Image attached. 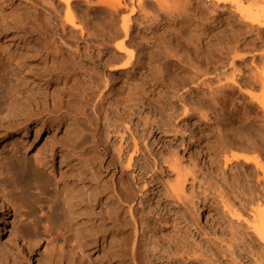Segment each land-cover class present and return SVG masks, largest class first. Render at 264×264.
Instances as JSON below:
<instances>
[{"label":"bare ground","instance_id":"6f19581e","mask_svg":"<svg viewBox=\"0 0 264 264\" xmlns=\"http://www.w3.org/2000/svg\"><path fill=\"white\" fill-rule=\"evenodd\" d=\"M49 1L27 0L24 2L25 6L29 5V6L34 7L35 5H38L39 3L42 6V8L43 7L45 8L47 16L45 18L41 17V19L44 18V20L40 24H39L40 21L37 24H34L33 22H31V15H29L28 12H26L25 10H23L22 12L20 11L16 15V21L18 22V24L23 25L24 28H26V32H28L29 34L35 33L38 30H40V32H38V35L35 38L37 41L34 40L35 42H38L40 44L36 48H34L35 47L34 45L33 49H31L32 47H30L29 52L26 51V54L28 52L30 56L34 57V56H38L39 53L40 55H42L41 53L45 52L46 53L45 56H47V58L51 56L55 58V60H58L60 53H59V50L57 49L59 46V45L57 46V42L56 44L55 42L52 43L54 41L52 40L50 45L53 44L57 47H54L52 49H47L48 42L52 39V37L51 38L49 37L50 38L49 40V39H45L43 36L44 35L47 36L49 34V35H56V37L58 36L57 38L59 40V43L61 44L60 46H62L61 48L63 47L66 48V50H68L69 53H71L74 57L77 55L79 57L89 56L90 58L91 56L93 57V55L95 56L94 49L96 45L94 46V44H92L93 40L91 42V39L89 37H86V35L84 34L85 31L83 30V28L79 26L80 24L77 23V20L79 17L78 6L81 3V1L80 0H54L57 3L56 7L51 4L53 3V1L52 2H49ZM85 1L87 2L88 0H85ZM89 1L88 2L91 3V0ZM122 1L123 0H99V3H101L103 8H105V11L109 15L112 16L114 15V13L116 15V13H118L119 10H121V8L125 6L127 8V5H125V3H123ZM219 1H223V0H216V2H219ZM145 2L146 1H144V3ZM142 3H143L142 0H137V6H140L138 9L142 7ZM166 5L167 3H165V6ZM133 9L134 7L130 9V12H133ZM180 11L181 9L179 10V12ZM184 11L186 12L185 9ZM139 12H141V10ZM146 12L147 11L145 12L142 11L141 13L144 15V13ZM185 12L176 13V14L182 15L183 21L182 20L181 21L183 23L180 21L182 23L181 26L179 27L176 26L177 28L174 29L175 31L173 30L175 32L174 36L175 34H177L176 37L181 38L182 41L179 38L174 37L175 39H179L181 42L174 40V42L175 41L176 42L175 43L173 42L174 43L173 44L174 48L172 50L173 54L170 56L175 58L173 61L179 62L178 67H181V68H178V69L189 70V68L190 69L194 68L197 71L199 68H201L202 65L199 63L200 65H198L199 67L197 69V66H194L197 62L196 60H195L196 62H194L195 64L193 65L192 59L191 57H189L188 52L187 53L185 52L187 51V49L184 50L185 49L184 48L182 52H177L178 51L177 48H183V46L185 45L195 49L196 45H195L194 39L200 42L204 40L202 39L203 33L196 32L194 34L190 32V30L188 29L189 27L187 26V22L191 19V17L188 15L189 13L186 14ZM170 13L171 15L173 14V12H170ZM0 17L1 19L3 18L2 15H0ZM114 17H116L115 18L116 20L117 16H114ZM114 17H111V18H114ZM175 17H178V15L177 16L175 15ZM148 18L150 19V17ZM244 18L246 19V21L248 20L249 23L251 22L252 25L256 24L260 27L261 26L264 27V18L255 19L247 15ZM198 19L200 18L198 17ZM119 20L121 21L120 30L116 31L115 34L122 36V39L121 41L115 44L114 53H112L111 51V54L114 55L116 59L120 58V59H124V61L120 63L118 67H115V70L127 69V68L130 69V67L132 68L141 67L142 63L135 59L136 56L133 53V51L135 50L132 51L128 47L129 43H133V37L130 36V33L132 32L130 31V28H132V26L130 27L129 17L123 16ZM110 21L112 20L110 19ZM178 22L179 20L177 21V24ZM200 24L202 25V23ZM2 25H0V29L3 28ZM196 25L198 26L197 23ZM173 28L171 27V29ZM201 30L203 29L201 28ZM114 31L112 33H114ZM173 31H171V33ZM206 34H204V36ZM89 35L91 36L92 34H89ZM134 35L136 34L134 33ZM102 37H101V41H104L103 40L104 37L103 38ZM191 37H194V39H191ZM108 38H111V37L108 36ZM82 39L85 40V43L82 46V50H81V47H79V41L81 42ZM46 40H49V41H46ZM110 40L107 39L106 42L109 41L111 43ZM165 41H164V44H167L168 40L166 42ZM90 42L92 45L90 44ZM162 42H159V43H161L162 45ZM110 43H109V46L106 43L104 44L106 46V50L111 48ZM155 47L157 48V46ZM171 47L172 46H170V48ZM161 49H164V48H161ZM167 49L169 50V46L165 48V50ZM194 49H193V52H195ZM169 51H165V52L168 53ZM199 51H202V50L200 49L198 50V52ZM162 52L163 51H159L158 54H161ZM109 54H110V51H109ZM206 55L208 56V54ZM148 56L150 55H147V57ZM106 57H109V56H106ZM38 58H41V57L39 56ZM150 58L152 59L153 57H150ZM199 59L201 61V59L203 58L200 57ZM170 60H172V58H170ZM204 60L202 61V63L204 62ZM146 61H148V59ZM167 62L170 63L169 61ZM207 62L209 61H206V63ZM147 63L149 62H146V64ZM157 63H154V64L157 65ZM96 64H97L96 66L101 67L102 61L100 62V60H98ZM172 65H174L172 66L173 68L177 64H172ZM60 66L45 65L43 67L41 65V67L39 66L37 68V71L38 70H40L41 72L45 71V72L50 73V75L52 73H55V75L58 74L59 76H64L65 82L61 80L63 83H61L60 86L61 85L62 86L59 87V89L56 88L58 89L62 97L66 96L65 97L66 99H64L63 97L61 100L67 101L69 103L70 101H74V103L78 102V103H81L83 107L90 108V110L92 111L93 119L92 117L91 118L88 117L86 121L87 122L95 121L96 125L101 126V128L100 127L96 128V131L92 132V134L90 135L91 145L88 144L84 146L81 152L75 153V151L73 150L81 146L85 142V139H87L88 137V135H83L81 137L80 135L81 133L80 134L78 133L79 124L76 123L74 125L73 123L72 124L70 123L71 127L70 126L68 127H70L72 131L68 134L64 133V135L58 136L56 133H54V131L50 130V125L48 123L49 117L46 119L44 118L45 120L43 122H40V123L38 122L39 118L41 119L39 115L43 112L42 109H41V112H37V113L35 112L36 114L35 113L32 114L31 113L32 111L31 112L26 111L28 107L26 109L25 106L26 104L30 103L29 101L27 102V100L22 103L19 102L20 104H18V106L17 105L15 106L16 103H14L13 101L15 98L13 97L14 99L12 100L11 104H9L5 109H0L1 116L7 117L8 115H11V113H14L15 114L14 116L17 117L20 115V117H22L21 120L13 124L14 127H11L13 130L11 131L13 132V134L11 135L10 137L11 140L9 141V144L11 145V147L7 151L17 153L19 150H22V149L25 150L29 148L27 136L30 133H32L31 128L33 124L39 123L38 125L39 127L36 128L34 132L35 137H39L44 132H48V136L46 139L47 141L45 140L46 142L43 143L46 146V149L42 153L41 152L39 153L38 151L34 152L33 154L34 161L28 160L27 154H24L18 163L14 160H10L9 164L5 166L6 168L4 172L5 174L0 179V192H2L3 199L5 201H8V193L12 191L17 192L19 194H26V198L28 199L32 198L33 200V205L31 207V210L36 209L40 214H44L46 212L45 208L50 209L52 207V203L54 202L55 198L53 199L45 195H44L45 197H43L41 196V194L49 190L48 187L51 185V181H50L51 177L52 175L54 176L56 175V177L54 178V183L56 186H60L61 191L64 192L62 197H63L64 205L68 209V212H67L68 213L67 214L68 224L71 227V229L73 228L75 230L74 235H76L75 236L76 238L74 240L71 239L72 237L67 238L68 236L67 237L63 236L62 238L63 241L61 240L57 242L59 244L56 247V249H58L57 252L54 251L53 253H51L49 257L45 260V262H42L40 264H97L95 260L91 259L92 261L91 260L89 261L87 259V254L84 251L85 249H83V245H87L85 248L89 247V244H85L87 242V238H89L91 234L92 235L98 234L97 232H94L91 230H89L91 232L90 235L87 234V232L86 234L83 233L85 231V228L83 226L84 220L86 219L88 221L89 220L92 221L97 218L101 219L103 223L106 222L107 224L105 225L109 224L108 227H106L105 225H102L101 227H103V229L100 227L101 229H98V230H100L102 233H105L106 231L107 233L106 235H108L109 233L111 234L110 239L108 240V242H106L107 247L102 252L98 264H117L115 262H119V261L122 262V264H124L123 262L127 260V257L131 259V262H132L131 264H179L180 262H183V264H264V184H261L264 181L263 161L261 163L259 158H257L256 156H249L241 152H236L232 150L233 148H238V149H243V150L245 149L253 150L255 149L257 145L264 144V71H263L264 69L262 67L261 68L263 70L249 74L248 78L246 77V79L244 80V83L246 81V83H248L252 88L258 84L260 88V93L258 95H254L251 91L245 90L246 94L248 95L250 99L249 100L250 102L246 104L249 108L245 106L246 107L245 110L249 109L250 111L248 112H252V116L249 115L251 113L248 114V112L244 113V116H243V113L241 112L243 117L241 118L242 121L239 124L244 130L257 136L256 138L254 137L252 138L251 136L244 138V136L239 132H237L236 134L233 133L235 134V136H230V130L232 129L230 120L235 118L240 113H238L237 107H232V109H229L226 107L227 106L226 104H228L229 97H227L226 94L224 93H225V89L227 88L229 89V93L230 92L233 94L235 93V90H233L234 87H232V85L236 84L235 78L232 77L228 80V82H230L232 85L230 83L228 84L227 82V84L229 85L228 86L225 82H222L220 83V85L216 86L215 88L209 91L212 100H215L216 95L220 96V99L222 101V112L227 117L225 119L229 121L224 120L223 125L220 127L219 129L220 138H219V142L216 144V147H215L216 153L220 154L224 161V165H223L224 167L222 169V184H219L218 188L213 191V193L216 195L218 199L217 203L220 205V216L219 218L214 220V223L217 225L219 229V236L217 238H214L212 236L213 237L212 241H211L212 238L211 239L208 238L207 241L208 242L211 241L209 242L211 246L207 244L205 246V249H203V247L200 246L199 243L194 242L192 243L193 245L189 246L188 244L187 246L186 243L185 244L183 243V241L179 242V240L175 238V236L171 235L172 232L170 233V230L169 232L166 233L167 234L166 237H169L170 240L168 241L166 240V242H161V240L159 239L160 235H158V233L155 232V230H153V232L150 235H147V231L151 230L153 228L152 226L154 225L153 224L151 228L149 227V222L151 221L150 219L152 218V217L149 218L150 217L149 215L152 213L153 215L155 214L159 215L158 217H154V220L155 222L158 223V225L162 223L163 221L167 223V222H170V220H172L169 223L170 224L169 226L174 228L176 225L174 223H179L177 221L176 222L173 221V220H176L175 216L172 218L173 214L177 213V211L182 210L180 212V215L182 214L181 216L183 217V219H187L186 217H188L189 215L190 222L192 221L194 223L196 222V219H195L196 216H198L199 214V209L205 208L208 206L207 205L209 202L208 194L204 193L202 197H195V199H192L193 195L190 193L187 194L186 191L184 190L185 182L189 180L188 177H190L191 182H193L194 179L196 178V174H195L196 170H193V169L189 170L186 167L177 165L171 153L164 151L166 152V155H165L164 153H162L163 151L161 152L160 150H158L159 148L158 149L155 148L157 143L159 142L163 143V140L161 139V137L157 138L156 144H154V140H152L149 143L150 140L148 139V137L150 136L149 138H151L157 132L165 133V132H171V131L175 132L178 130L171 126V122L169 120L165 122H159V121H154L151 118L148 119L147 117L141 115L142 113L141 106H143L142 103H144L143 89L141 92V88H143L141 87L142 84H139L136 82L127 83V81L125 82L123 80L120 82V86L118 88L111 89L109 93L106 94V92L110 89L109 82L111 80L110 74L112 72H97V71L87 72L88 76H86V78L83 79L79 76L78 74L79 72H62L65 69L67 70V67L62 68ZM153 67L155 68V66ZM204 67L202 68L204 69ZM145 68L146 70L144 72H154L155 73V71L151 69L152 67L145 66ZM206 69H204L205 73L207 72ZM0 70H3V68H1ZM56 70H58L59 72H57ZM53 71H56V72H53ZM233 72H236V69ZM237 72H239L238 69H237ZM157 73L155 75H157ZM202 73L204 74V72ZM53 75L54 74H52V76ZM139 77L141 78V75ZM40 78L42 77L40 76ZM192 78L195 79V77H192ZM138 79L139 78H137L136 81ZM142 80H145V79H142ZM146 81L149 82L148 80ZM16 83H18V81ZM20 83L22 84V82ZM30 84L36 85L33 79L32 80L26 79L25 84H23L24 86L21 85L23 86L21 89L25 90L26 92L29 91L32 88V87H28ZM51 84H55V83L53 82ZM15 86L17 87L18 85H15ZM38 88L47 89L46 87L42 88L41 86H39ZM12 90L14 89L12 88ZM55 90L53 91L55 92ZM14 91H16L18 95L22 94L21 93L22 91L20 92L19 89L14 90ZM1 93L3 92L0 90V94ZM111 93L113 94L114 98L113 99L110 98L111 100L108 101V105H109L108 107L107 105L106 107H103V100L109 97V94ZM41 94L43 95V93ZM60 94H57V95H60ZM46 95L47 94H45V96ZM239 95L243 99L245 98V94L240 93ZM29 97L31 98L33 96H29ZM47 97L49 96L47 95ZM33 99L36 102V98L33 97ZM181 100H182L181 101L182 102L181 114L187 115L189 111L185 105L187 103L185 102L184 99H181ZM1 101H0V105H1ZM40 104H39V107L40 106L42 108L46 107ZM34 105H38V104L36 103ZM53 106L55 105L53 104ZM57 106H60V105H57ZM67 107L71 108L73 106L67 105ZM52 108L55 109V107H52ZM56 109L58 111V107ZM48 110L44 109L45 112H47ZM68 110L70 109L68 108ZM260 112H262V115L260 114ZM72 114L75 117V114L74 113ZM68 115H71V114L68 113ZM56 117H57L56 119L54 118L55 122H58L57 124H59L60 120L63 119L64 115L62 116L58 114ZM10 119L12 120V118H9L7 119V121ZM7 124H9V122ZM17 131H20V132L18 133ZM112 136L118 139L117 141L118 144H113V145L111 144L112 146L111 147L109 143L111 142ZM13 138L16 139V141H13ZM154 139L156 140V137H154ZM61 148H65L66 151H63V149ZM110 148L112 149V151H110ZM107 155H110V158L109 160H107V163L103 165L105 161V157H107ZM233 161L242 167H244L247 164H252L254 168H252L251 171H250L251 168L247 171H244L245 173L242 171L243 172L242 174L240 173V170H239L233 173V176L230 177L229 173L227 174L228 172L227 165L230 163H232L230 165H233L234 164ZM241 161H243L244 163H241ZM97 162L99 166H96ZM118 166L120 167L119 169L120 175L118 178V182L116 184L113 179V175H114V172H116V169ZM40 167L44 168L48 174H44L43 170H41ZM90 168L92 169V171ZM111 169L113 171L111 172V175L109 178L108 173H110ZM172 171L175 172L174 182H170L168 181V179H164V176H166L168 173H171ZM133 172L135 173L133 174ZM259 172L261 175H259ZM229 178L231 180H229ZM239 186H241V188ZM132 187H135L134 192L132 191ZM32 188L37 191L31 190ZM7 190L8 192H6ZM149 191H152L154 193V197H157L156 201L158 203H156V205H154L153 207H152V203L149 204L147 209H146V206H143L142 208H139V209L135 208L136 210L134 213L133 211L134 209L131 203L138 198L146 200V196H143V194H146ZM56 196L58 195L56 194ZM90 201L94 203L90 204ZM83 202H87V203L84 204ZM154 202H155V199H154ZM23 207H24V204L20 201L19 208H23ZM145 210H147L146 213H144ZM23 215L24 214H21V216ZM35 217L36 218L34 220H36L37 222L41 220L40 215L39 216L37 215ZM43 222L44 224H42ZM43 222L40 223L39 225L44 227L42 231V235L46 237L45 240L53 241L59 237L58 233H61L62 231L63 233H65V230H63V228L65 227L63 226V224L59 223L57 224L59 226L56 227L55 224H53L54 222L52 223L51 221H47L48 223L46 222V224H45V221ZM117 225H120L121 229H119L118 233H113L114 230L112 228ZM129 225L130 226L132 225V229L129 227ZM34 226L36 228V225ZM90 228L92 227L90 226ZM129 228L131 230H129ZM195 230L199 232L197 228H195ZM32 236L30 234L29 236L28 235L26 236L24 234L20 235L21 243L24 246L28 247V249L32 245H35L34 244L35 242H37L36 239ZM48 237L49 239H47ZM83 237H87V238H85V240H82ZM130 238H131V246L129 245ZM190 238H192L191 235H190ZM180 239H182V237ZM138 240L140 242H138ZM94 243L95 242H93V247L91 246L93 248L92 249L93 251L95 250V246L98 245L97 249H99V246H100L99 244L95 245ZM65 244L69 246L68 249L64 246ZM212 245H214L215 247H213ZM216 252H218V254Z\"/></svg>","mask_w":264,"mask_h":264},{"label":"rangeland","instance_id":"374dc122","mask_svg":"<svg viewBox=\"0 0 264 264\" xmlns=\"http://www.w3.org/2000/svg\"><path fill=\"white\" fill-rule=\"evenodd\" d=\"M25 1L27 0H0V15L3 16L2 19L0 17V25L3 24L2 25L3 28L0 29V32H1L0 33V69L3 68V70H0V82H1L0 90L3 92L0 94V99L2 100V101L0 100L1 101L0 109H5L9 104L12 103V100L14 98L16 99V100L15 99L13 100L14 103H16L15 106L16 105L18 106V104L27 100V102L29 101L30 103L26 104L25 108L27 109L28 107V109L27 110L25 109V110L27 112L32 111L31 113L34 114L35 112L36 113L41 112V109H42L43 112L39 115L41 119L39 118L38 122L39 123L43 122L46 118L49 117L48 123L50 125V130L54 131V133H56L58 136L64 135V133L65 134L70 133L72 131L70 128L71 124L73 123L75 125L76 123H78L79 124L78 127L80 129V130L78 129V133L79 134L81 133L80 134L81 137L83 135H88L87 139H85V142L81 146L73 150L75 151V153L76 152L79 153L82 151L84 146L88 144L91 145L90 135L92 134V132L96 131V128L98 127L101 128V126L96 125L95 121L93 122L86 121L88 117L90 118L92 117V111L90 110V108L83 107V105L78 102L74 103V101H70L69 103L67 101L61 100L63 97L64 99H66L65 98L66 96L62 97V95L58 91L59 87L62 86V85L60 86V84L65 82L64 76H59L58 74L55 75V73H52L54 74L52 76V74L50 75V73L48 72L44 71L45 72L44 73V72H41L40 70L37 71V68L39 66L41 67V65L43 67L45 65L47 66H50V65L60 66L61 65L60 67L62 68L67 67V70L65 69L62 72H79L78 73L79 76L83 79L86 78V76H88L87 72H96V71L97 72H112L110 74L111 80L109 82L110 89L106 92V94H108L111 89L118 88L120 86V82L123 80L125 82L127 81V83L136 82V83L142 84L141 87L143 88H141V92L143 89L144 103L141 102L143 105L141 106V112H142L141 115L147 117L148 119L151 118L152 120L159 121V122H165L169 120L171 122V126L178 130L175 132L171 131V132H165V133L157 132L155 134L156 136L154 135L151 138H149L150 136L148 137V139L150 140L149 143L152 140H154V144H156L157 138L161 137V139L163 140V143L161 142L157 143L155 148L157 149L159 148L158 150H160L161 152L163 151L162 153H164L165 155H166V152L164 151L171 153L177 165L186 167L189 170L190 169L196 170V173H195L196 178L194 179L193 182H191L190 177H188L189 180L185 182L184 190L186 191L187 194L190 193L193 195L192 199H195V197H202L203 194L206 193L208 194V200H209L207 207L199 209V214L198 216H196L195 218L196 222L194 223L192 221L190 222L189 215L188 217H186L187 219H183V217L181 216L182 214L180 215V212L182 210L177 211L178 214L177 213L173 214L172 218L174 216L176 218V220H173V221L179 222V223H174L176 224L174 228L169 226L170 225L169 223L172 220H170V222H167V223L163 221L162 223L158 225V223L155 222L154 217H158L159 215L158 214L153 215V213L150 214L149 218L151 217L152 218L150 219L151 223L149 222V227L151 228V226L153 224L154 225L152 226L153 227L151 229L152 231L146 229L148 230L147 235H150L153 232V230H155V232H157L158 235H160L159 239L161 240V242H166V240L167 241L170 240L169 237H166L167 235L166 233L169 232L170 230V233L172 232L171 235L175 236V238H177L179 242L183 241V243L184 244L186 243L187 246L188 244L189 246L193 245L192 243L194 242L199 243L200 246H202L203 249H205V246L213 240V237L217 238L219 236V229L217 225L214 223V220L219 218L220 216V205L217 203L218 199L216 195L213 193V191L218 188L219 184H222V169L224 167L223 166L224 161L221 155L216 153L215 147H216V144L219 142L220 127L223 125L224 120L229 121L225 119L227 117L222 112V101L220 99V96L213 95L215 96V100H212L209 91L215 88L216 86L220 85V83L222 82H225L227 84L228 80L234 77L236 84L232 85L230 82H228V84L230 83L232 87H234L233 90H235V93L234 94L231 92L229 93L228 88L225 89V93H224L226 94L227 97H229L228 104H226L227 105L226 107L229 109H232V107H237L238 113H240L235 118L230 120L231 127H232V129L230 130V136H235V134L239 132L244 136V138L248 136H251L252 138L257 137L253 135L252 133L244 130L239 124L242 121L241 118L244 116V113L250 111L249 109L245 110L246 107L249 108L246 104L250 102L249 101L250 99L248 95L246 94L245 90L251 91L254 95H258L260 93V88L258 84L252 88L248 83H246V81L244 83V80L246 79V77L248 78L249 74L253 72H257V71L259 72L264 69V27L263 26L260 27L256 24L252 25V23L251 22L249 23L248 20L246 21L244 17L247 15L255 19L264 18V0H238V1L237 0H223L219 2H216V0H164V1L161 0V2L160 0H142L143 2L142 7H141L142 9L141 8L138 9L140 6H137V0H123L122 2L125 3V5H127V8L126 6L121 8V10H119V12L116 13V15L114 13V15L112 16L109 15L105 11V8H103L102 4L99 3V0H91V3H89L90 2L89 0H88L89 2L88 1L86 2L85 0H80L81 3L78 6L79 17H78L77 23H79L80 24L79 26L83 28V30L85 31L83 32L86 35V37H89L91 39V42L93 40L94 43L92 42V44H94V46L96 45L94 49L95 56L93 55V57L91 56L90 58L89 56L79 57L77 55L74 57L71 53H69L68 50H66V48L64 47L61 48L62 46H60L61 44L59 43V40L57 38L58 36L56 37V35H49V34L47 36L44 35L43 37L45 39L50 40V38L52 37L50 41L46 40V41H49L47 49H52L59 45L57 48L60 53L58 60H55V58L51 56L47 58V56H45L46 54L45 52L41 53L42 55H40L39 53L38 56H34V57L28 54L30 47H32L31 49H33L34 45H35L34 48H36L40 44L38 42H35L37 41L35 38L38 35V32H40V30H38L35 33L29 34L28 32H26V28H24L23 25L18 24V22L16 21V15L20 11L22 12L23 10H25L26 12H28L29 15H31V22H33L34 24H37L40 21L39 22L40 24L44 20V18L47 16V14H46L45 8L44 7L42 8V6L39 3L38 5H35L34 7L29 6V5L25 6V3H24ZM46 1H49V0H46ZM52 1L53 3L51 4L56 7L57 6L56 1L50 0L49 2H52ZM144 1L146 2L144 3ZM165 3H167L166 6L168 5L169 6L166 7ZM132 7H134L133 12H130V9ZM180 9L181 11L179 12ZM184 9L186 10V12L184 11ZM140 10L141 12L147 11L146 12L147 14L144 13V15L146 14L144 16L141 12H139ZM170 12H173V14L175 13L174 16L173 14L171 15ZM183 12H185L186 14L189 13L188 15L191 17V19L187 22V26L189 27L188 29L190 30V32L194 34L196 32L203 33L202 39L204 40L200 42V41L195 40L194 37H191V39H194V42L196 45L195 49L185 45L186 47L183 46V48H177L178 50L177 52H182L184 48H185L184 50L187 49V51L185 52L186 53L188 52L189 57H191L192 59L193 65L195 64L194 62L197 61L194 66H197V69L199 67L198 65L200 64L202 65L201 68L205 66L207 68L206 69L204 67V69H206L207 71L206 73L203 68L202 69L199 68L198 69L199 72L198 70L196 71L194 68H191V69L189 68V70L178 69V68H181V67H178L179 62L173 61L175 58L170 56L173 54L172 53V50L174 48L173 44L176 41H180V40L182 41L181 38L176 37L177 34H175L174 36V33H175L174 29L181 26V24L183 23L182 15H179L176 13H183ZM175 15L176 16L178 15V17H175ZM110 16L111 17L117 16V19L115 20L116 17L111 18ZM123 16L129 17L130 27L132 26V28H130V31H132L130 33V36L133 37V43H129V45L131 44L132 46L133 45L134 46L132 47L131 45L130 46L128 45V47L132 51L135 50L133 51L134 55L136 56L135 59L141 62L143 67L142 66L136 67V68L130 67V69L127 68V69L115 70V67H118V65L124 61V59H120V58L116 59V57H114V55L111 54V51L112 53H114L115 44L121 41L122 39V36L116 35L115 32L120 30L121 21L119 19H121V17ZM41 17H44V18L41 19ZM148 17H150V19L152 20H150ZM198 17L200 19H198ZM109 18L112 21H110ZM177 19L179 20L178 24H177V21H178ZM197 19L200 21V23H202V25L199 23ZM196 23L198 24V26L196 25ZM192 26L194 27V29ZM171 27L172 28L175 27V28L171 29ZM201 28L203 30H201ZM113 31L114 33H112ZM171 31H173L172 32L173 34L171 33ZM86 32L87 33L90 32L89 34H92V35L90 36ZM134 33L136 35H134ZM204 34H206L207 37L206 35L204 36ZM108 36L111 38H108ZM169 36L171 39L169 38ZM101 37L103 38L105 42L101 41ZM106 37L108 40L112 39L110 40L111 43L109 41L106 42L107 40ZM174 37L179 38L180 40L175 39ZM165 39L166 41L168 40V43H167L168 45L164 44ZM52 40L54 41L52 42ZM174 40L176 41L174 42ZM51 42L52 43L55 42V44L57 42V46L53 44H51L52 45L51 46L50 45ZM108 42L110 43V47H111L109 48L110 50L109 49L106 50V46L104 45L106 43L109 46ZM159 42H162V45ZM84 43H85L84 39H82L81 42L79 41V47H81V50H82V46L84 45ZM166 45L169 46L170 51L168 49L165 50V48L167 47ZM155 46H157V48ZM170 46H172L171 47L172 49L170 48ZM161 48H164V49H161ZM193 49L195 52H193ZM200 49L202 51L198 52V50ZM26 51H28L27 54H26ZM109 51H110V54H109ZM159 51H163L162 52L163 54L162 53L158 54ZM165 51H169V52L167 53ZM200 54L203 56H201ZM206 54H208L209 57ZM147 55H150V56L147 57ZM39 56L41 58H38ZM106 56H109V57H106ZM150 57H153L152 58L153 60ZM200 57L203 58L201 59V61L199 59ZM170 58H172V60H170ZM147 59L148 61H146ZM98 60H100V62L102 61L101 67L96 66L97 65L96 63ZM203 60L204 62L202 63ZM52 61L54 64L52 63ZM167 61H169L170 63H168ZM206 61H209V62L206 63ZM146 62H149L147 63L148 65L146 64ZM154 63H157V65H155ZM172 64H177V65H175V67L172 68V66H174ZM145 66L152 67L151 69H153L155 73L154 72H144L146 70ZM153 66H155V68ZM235 69H236V72H233ZM237 69L239 72H237ZM156 70L158 71V73ZM56 71L59 72L58 70ZM56 71H53V72H56ZM202 72H204L205 75ZM156 73L157 75H155ZM139 74L141 75V78L139 77L140 76ZM144 74L145 76L147 74V76L145 77ZM40 76L42 78H40ZM191 76L195 77V79L192 78ZM24 77L27 80L33 79V81L36 84V85L30 84L31 86L29 85L28 87H32L31 88L32 90L30 89L27 92L21 89L24 86L23 84H25L26 79ZM151 77L155 79L153 80ZM137 78L139 79L136 81ZM142 79H145V80H142ZM61 80H63V82ZM146 80H148L149 82H147ZM17 81L18 83H16ZM20 82H22V84ZM53 82L55 84L57 83L58 84L57 85L51 84ZM2 83L4 84L5 87L3 86ZM15 85H18V86L16 87ZM39 86H41L42 88L46 87L47 89H39L38 88ZM9 87L10 88L12 87L14 90L19 89L20 92L22 91L21 92L22 94L18 95L16 91L12 90V88L10 89ZM53 90H55V92ZM40 92L43 93L44 96L45 94H47L49 97H47V95L44 97ZM36 93H38L39 95ZM240 93L245 94L244 99L239 95ZM57 94H60V95H57ZM29 96H33L34 98H36V102L34 101L33 97L30 98ZM110 98L111 99L114 98L112 93L109 94V97L103 100V107H106V105L107 107L109 106L108 101L111 100ZM181 99H184L185 102L187 103L185 104L187 109L189 110L187 115L181 114V109H182ZM36 103L38 105H34ZM39 104L46 106V107L45 108L44 107L42 108L41 106L39 107ZM53 104L55 106H53ZM57 105H60V106H57ZM67 105L68 106L72 105L73 107L70 108V107H67ZM52 107H55V109ZM57 107H58V111L56 109ZM59 108L60 109L62 108L61 109L62 111ZM68 108L71 111L68 110ZM44 109H47V110L50 109V110L45 112ZM51 110L54 112H52ZM70 112L74 113L75 117ZM241 112L243 113V116ZM68 113L71 115H68ZM58 114L62 116L64 115L63 119L60 120L59 124H57L58 122H55V119L57 118L56 116ZM248 114L252 116V112H248ZM260 114L262 115V112H260ZM14 115H15L14 113H11V115H8L7 117L0 115V179L4 176L5 174L4 172L6 170L5 166L9 164L10 160H14L18 163L21 160V157L24 154H27L28 160L34 161L33 160L34 152L38 151L39 153L40 152L42 153L46 149V146L43 143L47 141L46 139L48 136V132H44L39 137L34 136V132L36 128L39 127L38 126L39 123H38V124L32 125V128H31L32 133H30L27 136L28 145H29L28 149L19 150L17 153L7 151L11 147V145L9 144V141L11 140L10 137L13 134V132H11L13 131L11 127H14L13 124L17 123L19 120L22 119L20 115L17 117ZM9 118H12V120L10 119L7 121V119ZM11 121H13L14 123ZM8 122L9 124H7ZM20 131H17V132L19 133ZM154 137H156V140L154 139ZM14 138H13V141H16V139ZM117 141L118 139L112 136L111 142L109 143L110 146L111 144L112 145L118 144ZM262 145H257L255 149L253 150L250 149L251 151L246 150V149L245 150L238 149V148H233L232 150L236 152H241L249 156H256L257 158H259L261 163L263 161V165H264V144ZM61 149H63V151H66L65 148H61ZM110 151H112L111 148H110ZM109 158H110V155H107V157H105V161L103 165L107 163V160H109ZM233 163H234L233 165H230L232 163L228 164L229 166L227 165V170H228L227 174L229 173L230 177L233 176V173L239 170H240V173L242 174L244 171H247L250 168H251L250 169L251 171L252 168H254L252 164H247L244 167H242V166H239V164H236L234 161ZM241 163H244V162L241 161ZM96 166H99L98 162ZM40 168L41 170H43L44 174H48L44 168L42 167ZM119 169L120 167L118 166L116 169V172H114V175H113V179L116 184L118 182V178L120 175ZM112 171L113 170L111 169L110 173H108L109 178H110ZM134 173L135 172H133V174ZM259 175H261L260 172H259ZM55 177L56 175L55 176L52 175L51 177V180H50L51 185L48 187L50 191L48 190L47 192H43L41 194V196L43 197L47 196L53 199L55 198L54 202L52 203V207L50 209L45 208L46 212L44 214H40L36 209L31 210V207L33 205V200L32 198H29V199L26 198V194H19L17 192L12 191L8 193V201H5L3 199L2 192H0V264H40L42 262H45V260L49 257L51 253H53L54 251L57 252L58 249H56V247L59 245L57 242L61 240L63 241L62 239L63 236L65 237L68 236L67 238L72 237L71 239L73 240L76 238L75 237L76 235H74L75 230L73 228L71 229V227L68 224V215H67L68 209L64 205V201L62 197L64 192L61 191L60 186L55 185L54 183ZM164 179H168V181L174 182L175 172L172 171L171 173H168L166 176H164ZM229 180L231 179L229 178ZM261 184H264V181ZM239 187L241 188V186ZM31 190L37 191L33 188ZM134 190H135V187H132L133 192ZM6 192H8V190ZM56 194L58 196H56ZM143 196H146V200L147 199L148 200L146 201V200L138 198L131 203L134 209L133 210L134 213L136 209L142 208L143 206H146V209H147L149 204L152 203V207H153L154 205H156V203H158L156 201L157 197H154V193L152 191H149L146 194H143ZM154 199H155V202H154ZM20 201L24 204L23 208H19ZM83 203L86 204L87 202H83ZM93 203L94 202L90 201V204H93ZM146 211L147 210H145L144 213H146ZM21 214H24V215L21 216ZM34 215L41 216V220L38 221L39 223L36 220H34L36 218ZM43 221H45V224L47 221H51L52 223L54 222L53 224H55L56 227L59 226L57 225L59 223L63 224L65 228H63V226L62 228L63 230H65V233H63V231L61 233H58L59 237L53 241L51 240L52 242L50 240L48 241L45 240L46 237L42 235V231L44 227L39 225ZM87 221L88 220L86 219L84 220L83 226L85 228V231L83 233L86 234L87 232V234L90 235L91 232L89 230H91V231L97 232L98 234H95V235L91 234L90 237L88 236L89 238L83 237L82 240H85V238H87V242L85 244H89L88 248H85L87 245H83V249H85L84 251L87 254V259L89 261L91 259L95 260V262L98 264L102 252L107 247L106 242H108V240L110 239L111 234L109 233L108 235H106L107 234L106 231L105 233H102L100 230H98L101 228L103 229V227L101 226L107 224L106 222L103 223L101 219L97 218L92 221L91 220H89L88 222ZM42 224H44V222ZM34 225H36V228ZM108 225H105V226L108 227ZM90 226L92 228H90ZM129 227L132 229V225L131 226L129 225ZM130 228L129 230H131ZM195 228H197L199 232H197ZM112 229L114 230V232L112 231L113 233H118L119 229H121V226L117 225L113 227ZM204 232L206 233L208 232V233L206 234ZM22 234L26 236L27 235L29 236V234L31 236L33 235L32 237H34L37 241L34 243L35 245H32L29 249L28 247L24 246L20 241V235ZM190 235L192 238H190ZM181 237L182 239H180ZM208 238L210 239L212 238L211 241L208 242L207 241ZM47 239H49V237ZM93 242H95L94 243L95 245L97 244L100 245L99 249H97L98 247L97 245L95 246V250L94 251L92 250ZM138 242L140 241L138 240ZM129 245L131 246V238L129 241ZM64 246L67 249L69 248V246H67L66 244ZM212 246L215 247L214 245ZM216 253L218 254V252ZM128 259L130 258L127 257V260H125V262L123 263L131 264L132 263L131 259L130 260ZM115 263L122 264V262L120 261L115 262ZM179 264H183V262H180Z\"/></svg>","mask_w":264,"mask_h":264}]
</instances>
